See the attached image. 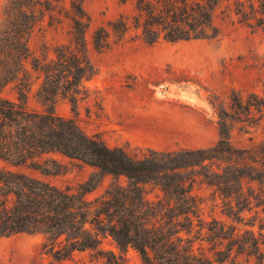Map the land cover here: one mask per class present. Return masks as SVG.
I'll use <instances>...</instances> for the list:
<instances>
[{
  "label": "rangeland",
  "instance_id": "1",
  "mask_svg": "<svg viewBox=\"0 0 264 264\" xmlns=\"http://www.w3.org/2000/svg\"><path fill=\"white\" fill-rule=\"evenodd\" d=\"M137 12L136 0H0V94L21 101L20 79L14 75L25 77L26 86L31 87L26 106L44 110L46 105L37 91L45 75L33 68V60L57 58L58 49L64 47L80 59L91 61L96 73L83 78L75 101L60 94L52 106L62 115L75 117L87 132H100L112 146H127L139 156L154 150L208 148L220 138L221 111L231 127L233 149L222 155L234 164L220 168L219 162L206 160L205 165L182 171L193 183L191 193L195 196L191 202L196 213L190 212L194 229L189 235L195 239L197 251L202 248L211 253L207 228L201 230L203 218H217L226 222V229L237 227L236 231L243 232L256 216L257 208L250 209L245 198L254 189L260 190L261 183L248 175L251 160L247 149L264 147V113L255 110L238 116L231 96L235 90H241L245 98L253 91L264 95V26L253 27L236 17L235 21L232 17L223 20L218 14L217 22L224 27L220 38L162 37L149 43L132 28L122 41L116 42L112 35L109 47L99 49L94 45L97 28L122 14L132 20ZM78 26L86 36L83 44H78ZM48 157L64 162L62 170L51 174L26 167L22 170L74 192L95 170L60 152L44 153L38 159ZM202 172L212 179H226V183H213ZM117 182L127 185L128 178L106 174L86 196L93 199ZM142 186L147 204L141 212L156 223L165 222V212L173 213L168 206L187 200L185 195L166 192L156 181ZM241 205L245 206L243 210ZM178 211L175 218L188 224L189 219ZM261 217L262 211L258 219ZM45 240L42 231L0 234V264H112L93 257L89 250H76L72 258L57 261L43 248ZM103 246L117 250L111 235L103 238ZM127 254L128 264H145L138 248L129 246ZM240 259L243 264H251Z\"/></svg>",
  "mask_w": 264,
  "mask_h": 264
},
{
  "label": "trees",
  "instance_id": "2",
  "mask_svg": "<svg viewBox=\"0 0 264 264\" xmlns=\"http://www.w3.org/2000/svg\"><path fill=\"white\" fill-rule=\"evenodd\" d=\"M136 6L138 12L132 20L122 14L97 28L94 45L99 49L109 47L112 35L116 42L122 41L132 28L149 43L162 37L167 40L220 38L224 27L217 22L218 14L223 20L236 17L253 27L264 26V0H136ZM77 39L78 44L86 41L80 26ZM32 66L45 75L37 91L46 105L44 110L26 106L31 87L26 86L25 77L14 75L20 79L21 101L0 94V234L45 232L43 248L57 261L72 258L76 250H89L93 257L105 258L112 264H128L127 251L129 246H134L145 264H243L240 257L251 264H264V217L258 219L260 212H264V165L261 166L264 147L247 149L251 160L248 175L261 183L260 190L254 189L245 198L250 209L257 208L256 216L247 223L251 227L243 232L236 231L237 227L228 230L222 220L203 218L201 230L207 228L211 253L201 247L197 251L195 239L189 235L194 229L190 212L196 213L191 202L195 197L191 193L193 183L182 171L205 165L206 160L219 162L220 168L234 164L222 155L233 151L226 115L219 112L220 138L211 147L154 150L139 156L127 146L110 145L100 132H87L75 117L62 115L52 106L60 94L70 96L72 101L77 99V88L83 78L96 73L91 61L80 59L74 51L63 47L58 49L57 58L35 57ZM231 98L238 116L255 110L264 113V95L256 91L245 98L241 90H235ZM49 152H60L95 167L80 183L78 192L22 170L26 167L42 174L61 171L65 163L58 158L38 159ZM202 173L213 183H226V179H212L206 172ZM106 174L126 175L128 184L114 183L104 194L88 198L86 193L96 188ZM151 181H156L166 192L187 198L185 203L178 201L167 207L173 213L165 212V222L150 221L141 212L147 204L142 184ZM137 191L139 194L134 197ZM244 208L241 205L240 209ZM176 211L185 214L189 223L175 218ZM211 222L217 225L212 227ZM181 231L188 235H182ZM108 235L113 237L117 250L103 246V238Z\"/></svg>",
  "mask_w": 264,
  "mask_h": 264
}]
</instances>
